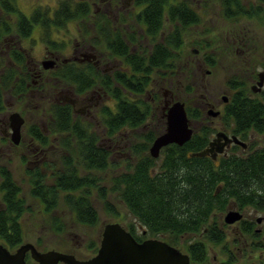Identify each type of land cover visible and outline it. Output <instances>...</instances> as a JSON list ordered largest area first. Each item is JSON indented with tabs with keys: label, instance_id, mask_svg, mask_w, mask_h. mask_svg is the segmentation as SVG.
Wrapping results in <instances>:
<instances>
[{
	"label": "trees",
	"instance_id": "16d2710c",
	"mask_svg": "<svg viewBox=\"0 0 264 264\" xmlns=\"http://www.w3.org/2000/svg\"><path fill=\"white\" fill-rule=\"evenodd\" d=\"M5 1L10 6L12 4V10L15 9L21 23L29 24L28 27L24 24V36L38 26L47 37L49 27L53 26L56 31L67 22L86 18L90 13L86 3L62 0L53 10L50 6L38 5V8L32 9L27 19V14L18 12L17 0ZM193 2L194 0H134L137 12L132 17L143 31L140 38L146 39L151 47L147 49L140 46L134 35L123 41L119 32L113 34L100 30L99 35L103 37L106 50L119 63L113 74L99 75L100 72L91 65L86 69L73 68L69 73L63 74V80L75 85L78 91L89 89L96 84L97 79L105 93L112 98L114 107L102 108L99 117L106 137L115 139L125 129H141L146 121H152V131L142 136L143 140L136 143L135 149L132 148L133 155L137 157L136 163L126 161L124 171L108 181H102L95 174L111 169L109 151L98 146L97 133L81 119H75L70 106H55L51 112L53 122L48 120V115L46 119L47 123L50 122L49 129L58 139L61 169L52 172L53 180L50 184L45 182V175L39 169L26 171L29 175V194L38 203L39 213L46 219L45 224L53 234L63 233L62 219L53 214L59 203L68 208L77 223L91 228L99 225L98 213L93 204V191L109 216L116 219L119 217L117 210L106 199V194L114 193L130 218L128 226L134 219L150 236L165 235L172 244H179L180 236L186 232L195 234L203 231L211 214L223 213L230 203L235 204L239 211L251 208L264 215V90L260 94H254L247 87L250 80L256 79L250 71L255 68L250 57L259 47L257 36L250 35L247 22L256 20L264 23V0ZM209 3L215 7L211 8ZM198 7L203 12L199 13ZM215 8L218 10L215 11ZM212 14L230 25L227 37H230L228 42L232 45L230 49L229 45L224 48L223 56L227 57L230 53L229 67L240 74L228 77L227 84L233 93L222 121L226 129H230L240 142L246 144V148L240 146L246 152L240 153V148L234 146L231 155L221 158L219 167H215L207 156L192 157L191 154L203 151L209 145L213 129L203 124L199 130L195 129V133L185 144L168 145L163 148L159 158H153L149 154V148L165 131V122L157 113L150 111L140 95H144L156 76L161 81L177 79L176 66L184 58L179 48L183 44L185 31L198 26L202 17ZM244 21L246 23L242 25ZM166 24L170 26L168 29L165 28ZM165 30H168L167 34ZM211 43L204 46L207 48ZM131 45H138V50H134ZM238 47L243 53L236 56ZM220 56L214 52L207 56L204 54L205 62L214 68ZM223 56L221 59H225ZM247 58L250 62H247ZM186 77L184 81L187 80ZM191 87L187 83L184 90L189 94ZM130 95L138 96V99L131 100ZM180 101L186 106L190 122L193 123L194 119L202 120L200 111L195 110L194 113L191 100ZM152 115H155L153 119ZM37 129L34 125L30 127L31 136L45 151L50 149L55 142L51 143L49 138L36 133ZM251 135L258 139H251ZM106 182L110 186L104 185ZM220 183L223 187L216 193ZM0 193V243L12 251L24 242L22 218L29 209L12 173L3 165H0ZM252 232V227L248 225L245 234L251 235ZM217 237L205 235V242H186L183 248L190 257L189 264L206 263L209 243L216 245L223 238ZM253 238L257 239L259 236L253 232Z\"/></svg>",
	"mask_w": 264,
	"mask_h": 264
},
{
	"label": "flooded vegetation",
	"instance_id": "af4514ba",
	"mask_svg": "<svg viewBox=\"0 0 264 264\" xmlns=\"http://www.w3.org/2000/svg\"><path fill=\"white\" fill-rule=\"evenodd\" d=\"M20 1L21 0L16 1V8L18 12L23 14L19 8ZM83 1L79 2L87 3L86 0ZM128 1L98 0L97 3H93L92 1L90 4L88 3L90 11L89 15L92 14L91 16H93V14L98 11L102 12V14H104L102 16L104 18L102 22L105 27L106 25L109 27L113 25L114 27L116 24L125 27V29L120 30H116L112 27L113 32L110 33L115 34L119 32L122 35L123 40H127V33H130V36H135L137 42H141L143 39H141L140 36L143 35V31L140 30L136 19L131 17L132 23H134V25L129 26L128 23L129 20H131L129 14H125V11H122L123 8L131 4H129ZM132 2L133 4L131 7L135 8L134 0H132ZM29 4V14H23L27 19H29L28 16L32 12V9H36L32 0L29 1ZM103 7L105 10H103ZM92 8L94 10H92ZM14 10L15 9L12 10V4L10 6L8 1L0 0V156H2L7 151H10V149L14 147L19 148L21 145H23L22 151L25 154H29V158L34 160H29L27 164V166L31 168L30 170H32L37 167L39 163L44 161L42 159L44 158L43 154L45 152V148H43L41 144L31 136L30 127H32V125L38 127L36 133L39 135L47 138L52 136L53 133L49 127L45 128L44 119L47 118L48 115V120L53 122L54 118L51 120V112L54 110L56 105L70 106L73 112V117L75 119L79 118L85 123L87 122V125H89L88 123L91 122V120H96L99 118V111H101L102 108L114 107V103L112 106L105 105L109 101H114L100 86L99 80L96 79V84L91 86L89 89H82L78 91L75 85L63 80V74L69 73V71L73 68L86 69L88 65H91L96 69V71L100 72L98 73L99 75H112L118 66L114 60H112V62L105 63L102 59V56L97 54L94 50L95 46L93 43L91 41L85 42L86 39L83 36L84 33L82 34V30H79L78 33H80V35L82 34V40L86 46L79 44L76 45V40L74 39L71 45H68L63 49H55L54 47L55 28L53 26L48 28L47 37L45 36L44 31L41 32L38 26H35L38 28L37 35L34 34V27L27 36H24V24L26 27H28L29 24H27V22L21 23L20 17H18L17 12ZM199 10L200 8L198 11ZM51 21H53V18H51ZM82 23L86 24V20L82 19ZM229 32L230 28H228V32L225 33L228 34ZM94 36L97 35L95 34ZM100 37L101 40L99 39ZM104 43L105 42H103L102 36L98 35V37L95 38L94 44H101L104 58H107L106 60L108 61L110 55L106 50ZM134 47L136 48L134 50L137 51L138 45H135ZM150 47L151 46L149 45V48ZM48 63H53V65L51 67H46ZM190 64V62L186 61L187 68L191 67ZM202 67L203 62L199 59H194V67L193 70L190 71L191 77L193 78L191 86L194 88L192 94L194 99L191 100V107L194 110V113L195 110H197L200 111L203 116V121H195V119L193 123L189 121L193 129V134L199 125L202 126L204 124L213 129L209 143L216 139L218 133L225 135L228 139L236 137L230 129L225 128L222 121L223 113L230 104V98L233 91L226 88L227 91L222 92L221 94H227L228 96H222L220 99H216L215 96L202 95V100H199V97L195 96L196 88L199 85V82L195 81V78L198 77L202 72ZM210 73L211 72H207L206 76L210 75ZM257 74L255 76L256 79L250 80V87L257 83ZM165 80H163L166 84V88L162 91L163 97H151V92L149 90L152 87L150 85L149 89L144 93V95H146L144 100H149L146 104L150 108V111H152V113H157L166 125L165 115L169 107L175 102H180L183 104L184 102H181L177 98V93L182 84V81L178 78V76L177 79L174 80ZM262 90H264V84L260 88V91L254 94H260ZM167 94L169 95L167 96ZM132 96L133 98L129 97L131 100L138 99V96ZM140 96L142 97V95ZM184 107L186 108L185 104ZM15 115L23 120V124L20 127V138L18 144H15L12 139V129L14 126L12 117ZM154 116L155 115H152L151 118L153 119ZM48 123L47 126L49 125ZM215 124H218V127ZM144 129L145 128H143V130ZM135 130L136 129L130 128L125 129L115 136V140L113 138L107 137L106 141L110 142V145L107 147H103L100 142L98 143V146L109 151L111 157H114V160H118V163L123 160L125 162L130 161L132 164H134L137 161V157L133 155L132 148L135 149L138 137L143 136L138 135L137 137ZM103 135H105V131H103ZM252 138L254 139V137L251 135V139ZM140 141L142 140H139L138 142ZM224 143L225 141L220 139V142H218L219 146L217 147H219L222 151H216L215 146L213 153L207 156L215 167H219L221 165V158L232 154V149L234 146H238L240 148V153L246 152L239 145L233 142L229 144L225 143V145H223ZM163 148L161 151H163ZM161 151L157 158L161 156ZM35 159L37 160L35 161ZM222 185L223 184L221 183L218 184L216 188L217 190L215 189L216 193L220 192L221 188L223 187ZM247 209L254 211L252 216H250L248 210L245 209L243 211H239L235 204H228L226 210L223 213L218 214V220L220 218V223L215 221L214 218H211V222L216 223V225L210 226V224H208L204 226L203 231L195 234L186 232L180 236L179 244H172L168 239H166V236L162 234L150 236L148 231L142 228L134 219L131 221V224H129L130 226L127 225V222H121V224L126 229V231L130 233V235L139 243L148 239H156L167 243L169 246L179 249L184 254H187L183 248L184 244H186V242L189 240L192 242H205V235H213L216 237L217 235L220 237L223 236L220 243L216 245L209 243L208 245V248H212L213 246H219L222 248L221 254L223 256V261H220V264H238V262L243 257H247V260L250 262V264H252L254 261H257L258 264H262L264 261V248L262 249V247H264V215L256 216V213H258L257 211L251 208ZM230 211L239 213L240 219L232 224H227L225 222V216ZM117 212L119 213L118 209ZM54 213L55 210L53 211V214ZM122 216L124 217L125 215L122 214ZM111 220L117 219L112 217ZM73 225V229L66 232L67 227L64 224L63 233L66 235V237L63 240L60 239V241H63L62 243L66 244V248H70L67 249L63 254L72 255L78 261H86L97 253L103 229L100 231V233H97L96 242L92 241L93 243H90L87 246L85 244L87 237L81 233L80 227H82L83 230L88 229L89 227L77 223L76 221L73 222ZM77 225L78 227H76ZM100 225L101 223H99V226ZM248 225L252 227L253 232L258 235L259 238L254 239L253 232L251 235L245 234V229ZM231 228H234V233L231 235L232 239L230 242H227L229 230ZM226 232H228V234H226ZM67 236L72 237L68 239ZM82 245L83 248L81 247ZM254 249L258 251L257 258H254ZM49 251L59 252L58 250ZM233 251L236 252V255L233 253ZM85 252H93V255L91 254V257L85 258ZM27 260H30L28 255L26 257V263Z\"/></svg>",
	"mask_w": 264,
	"mask_h": 264
},
{
	"label": "rangeland",
	"instance_id": "374dc122",
	"mask_svg": "<svg viewBox=\"0 0 264 264\" xmlns=\"http://www.w3.org/2000/svg\"><path fill=\"white\" fill-rule=\"evenodd\" d=\"M29 1L31 0H21L19 2V8L21 9V11L25 14H29ZM62 1V0H37L34 1L32 0V2L35 4V7L38 8V4L43 6V7H47L50 6V8L53 10L58 3ZM71 1H75V2H79V1H83V0H71ZM87 3L85 4L86 6L89 7L88 3L90 4V2L93 1V3H97L98 0H86ZM128 1V0H127ZM252 1V0H250ZM85 2V1H83ZM129 2V6L123 8L122 11H125L124 13L129 14V17L131 19L132 15L134 13L137 12L136 7L132 8V0L128 1ZM195 3V0L194 2ZM198 3L200 4V1H198ZM210 4V3H209ZM84 5V6H85ZM211 8L215 7L214 5L210 4ZM91 8V7H90ZM200 7H198L199 9ZM102 9V7H101ZM92 10H94L92 8ZM103 10L104 7H103ZM129 10V11H128ZM218 9L215 8V11H217ZM127 11V12H126ZM203 12V10H199L198 11ZM94 13V12H92ZM92 14H88V16H86V18H78L75 19L73 21H69L66 23V25L64 27L59 28L58 30L55 31V36H54V47L55 49H63L66 48L68 45H71V43L73 42V40L75 39V44L76 45H85L84 41L82 40V37L84 36V38L86 39L85 42H89L91 41L93 43V45L95 46V51L97 54L102 56L103 61L106 62H112V60H114V62H116L117 60L114 58H110L108 59V61L104 58V53L102 51V47L101 44H94L95 38L98 37L99 32L102 28V30H105L106 33L108 32H113L112 27L113 25H111V27H109L108 25H103L102 20L104 19L102 16L104 14H102V12L98 11L96 13L93 14V16H91ZM82 19L86 20V24L82 23ZM245 21L242 23V25H245ZM249 24V28H250V35L256 37L257 36V42L259 44V47L257 49H255L254 53L251 54L250 59L252 60V63L254 64L255 68L254 69H250V71L256 76L257 73L264 71V23H259L256 20H252V23L247 22ZM129 26H133L134 23H132V19L129 20ZM248 26V25H247ZM170 27V26H169ZM168 24L165 25V28L168 29ZM113 28H115L116 30H120V29H125L124 26H119L118 24H116ZM228 28H230V25L225 24L222 20H219L217 18H215L214 14H212V16H204L202 17V22L195 27L192 28H188L183 36V44L181 46V48H179V52L180 54L184 57L183 59H181L179 61V63L176 66V72L178 78L183 82L181 84V88L179 89L178 93H177V98L180 100H193L194 97H192L193 94V87H191V93H187L184 89V86L189 83L191 85V82L193 81V78L191 77V73L190 71L193 70L194 67V59H199L203 62V67L202 72L199 74L198 77L195 78V81L199 82L198 87L196 88L195 91V96L199 97V100H202V95H207V96H215L216 99H220L222 96H228L227 94H221L222 92L227 91L226 88H228V90L230 88V86L227 84V82L229 81L230 76H236V74L238 75L239 72H234V70H232V68L229 67L230 64V60L228 59V57H231L230 53L228 54L227 57L223 56V51L224 48H226V46L231 47L232 44H229L230 42V37H227V34L225 32H228ZM34 34L37 35L38 32V28L35 27L34 28ZM128 29V27H127ZM79 30H82V34L83 36L80 35V33H78ZM168 30H165L166 34H167ZM97 36H94V35ZM249 35V37H250ZM127 36L130 37V33H127ZM101 40V37L99 38ZM123 40V39H122ZM146 39H143V41L139 42V44H141L140 46H143L147 49H149V44L147 42ZM124 41V40H123ZM217 41V43H216ZM208 42H212L209 47H205L204 45L207 44ZM98 43V41H97ZM131 47H134L133 45H131ZM135 48V47H134ZM136 49V48H135ZM216 50V51H215ZM211 52H214L215 55H221L220 56V60L218 61L216 67L211 68L210 66H208L205 62V57L204 54L207 56L208 54H210ZM243 50L238 47L236 49V56L242 55ZM196 55V56H195ZM212 55V54H211ZM222 56L225 59H221ZM250 59L247 58V62H250ZM186 61L190 62V66L189 68L186 67ZM244 62H246V59H244ZM255 62V63H254ZM104 63V65H105ZM237 63V62H236ZM117 66L119 65V63H117ZM250 65V64H248ZM122 66V64H121ZM207 72H211L210 75L206 76ZM246 73V72H245ZM240 75V74H239ZM242 75V74H241ZM246 75V74H245ZM188 76V78L186 77ZM243 76V75H242ZM187 78L186 81H184V78ZM191 77V78H190ZM247 77V76H246ZM156 80H153V85L151 84V89L149 90L151 92V97H163V89H165L166 84L165 82L160 78H155ZM203 79V81H202ZM161 81V82H160ZM166 81V80H165ZM203 82V83H202ZM186 83V84H185ZM202 83V84H201ZM185 84V85H184ZM251 84V83H250ZM250 84L248 83L247 87L248 89L250 88ZM149 88H147L148 90ZM233 93V92H232ZM169 94H167L168 96ZM131 98H133L132 95H130ZM141 99H145L146 95H142V97H140ZM149 100H144V102H148ZM114 102H108L105 105L108 106H112ZM99 117H100V111H99ZM89 119V118H88ZM45 122V128H47V119H44ZM90 120V119H89ZM100 118L96 119V120H91V122H89V126H91L92 130L94 132L97 133V135L99 136V142L101 145H103V147H107L108 145H110V142L106 141V136L103 135V131L104 128H102L101 126V122L99 121ZM83 123H85L83 120H81ZM88 121V120H85ZM200 121V120H198ZM203 121V120H202ZM87 123V122H86ZM85 123V124H86ZM218 127V124H215ZM202 126L199 125L196 130H199V128H201ZM143 128H145L143 130ZM166 128V125H165ZM152 129V124L150 121H146L145 124L140 128L136 129L135 132L137 133V137L138 135H146L150 130ZM201 130V129H200ZM152 131V130H151ZM106 134V132H105ZM54 135V134H53ZM49 136V141L55 142L53 143L47 150L44 152V158L42 160L41 163L38 164L37 167H35L34 169H32L31 171L35 170V169H39V171H41L44 175H45V182L47 184H50L53 180V178L51 177L52 172L53 171H57L58 169H61V164L59 163V157L58 154H60L58 151H60L57 142L58 139L56 136ZM114 139V138H113ZM255 140L258 139V137L254 138ZM115 140V139H114ZM139 140H143V138L140 136L138 137V141ZM137 141V142H138ZM50 143V144H51ZM25 145V144H24ZM23 145H21L19 148H12L10 149V151H7L6 153H4L2 156H0V165H3L5 167H7L10 172L12 173V177L15 180V182L19 185L20 189H21V197L24 198V201L26 203L27 206V210L24 213V216L22 218V226L23 229L25 231V238H24V242L27 243H31L33 245H35V247L39 250V251H49V250H58L59 253H64L66 252L67 249H69L70 247L66 248V244L62 243L63 241H60V239H64L66 237V235L64 233H62L61 235H56L53 234L51 232V230L49 229V227L47 226L46 223V219L39 213V205L38 203L30 196L29 194V175L26 173L27 169H31L29 168V166H27L29 160L34 161L33 159L29 158V154H25L22 150H23ZM23 152V153H22ZM114 157H111L110 154V164L113 166H111V169H107L105 172H103L102 174H95L98 177H101L102 181L106 180L108 181V179H110L113 176H117L119 175L122 171L125 170L126 168V162L125 161H120V163H118V160H114ZM113 159V160H111ZM37 159H35L36 161ZM33 168V166H32ZM106 186H110V183L104 184ZM116 194L114 193H109L106 194V199H109V202L111 204V207L115 208L116 210H119V217L117 218L118 222H129V217L127 216V214L124 212V208H122V205L120 204V202L118 201L117 197L115 196ZM0 198H1V193H0ZM119 203V205H118ZM93 204L97 210L98 213V217H99V223H101V225L96 226L95 228H91L89 227L88 229L83 230L82 227H80V231L81 233L84 234V236L87 237V240L85 242V244L88 246L90 243H93L92 241L96 242L97 239V233L103 229L104 224L106 225L108 222L111 221V216L108 215V213H106V211L103 208V205L101 203V201L97 198L96 192L93 191ZM248 210L250 216H252V214L254 213V211L250 210V209H246ZM55 216L56 218H61L64 222V224L66 225V232L73 229L72 226L73 222H75L73 220V216L72 213L68 210V208H66L65 205H63L62 203H59L58 206L56 207L55 210ZM122 214H124L125 216L123 217ZM218 214H220L219 212H215V216H213L211 214L209 221L207 224H212L211 222V218L217 222L220 221V218L218 220ZM256 216H260L262 215L261 213H256ZM220 216V215H219ZM220 223V222H219ZM78 227V225L76 226ZM79 230V228H78ZM234 233V228H231L229 230V237L227 242H230V240L232 239L231 235ZM80 234V233H79ZM226 234H228V232H226ZM158 235V234H157ZM58 236V237H57ZM68 239H70L72 236H67ZM205 240V239H204ZM76 245V244H75ZM83 248V245L81 246ZM208 247V246H207ZM221 250L222 248L219 246H213L212 248H208V259H207V264H220V261H223V256L221 254ZM78 253V252H77ZM233 253L236 255V252L233 251ZM254 258H257V254L258 251H253ZM85 258L91 257V254L93 255V252H85ZM247 257H243L238 264H250V262L247 260ZM206 263H202V264H206ZM26 264H34L33 262H31V260H27ZM195 264H201V263H195ZM252 264H258L257 261H254Z\"/></svg>",
	"mask_w": 264,
	"mask_h": 264
},
{
	"label": "water",
	"instance_id": "95a60500",
	"mask_svg": "<svg viewBox=\"0 0 264 264\" xmlns=\"http://www.w3.org/2000/svg\"><path fill=\"white\" fill-rule=\"evenodd\" d=\"M48 63L46 67H51ZM257 83L250 87L253 93L260 91L264 84V72L257 74ZM214 115V114H213ZM165 131L158 136L149 148V154L157 158L163 147L171 144L182 146L193 135L191 123L186 114L183 103H173L166 112ZM13 129L12 139L18 144L20 138V127L23 120L16 115L12 117ZM220 139L226 144L231 142L246 148V144L240 142L236 137L228 139L225 135L218 133L214 141H211L203 151L191 154L195 157H205L216 151L222 150L217 147ZM225 143L223 145H225ZM240 219L239 213L230 211L225 216V222L232 224ZM105 225V224H104ZM29 257L34 264H189L190 258L179 249L169 246L167 243L148 239L137 242L126 231L123 225L117 220L108 222L102 231L101 240L97 253L86 261H78L72 255H66L57 251H39L35 245L23 242L14 250L10 251L0 243V264H26V257Z\"/></svg>",
	"mask_w": 264,
	"mask_h": 264
}]
</instances>
